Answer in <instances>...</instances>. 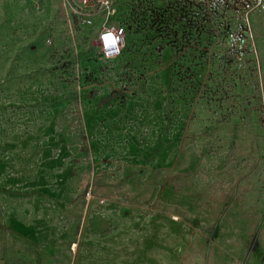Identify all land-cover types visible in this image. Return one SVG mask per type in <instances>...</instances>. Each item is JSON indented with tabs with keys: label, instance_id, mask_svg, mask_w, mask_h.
<instances>
[{
	"label": "rangeland",
	"instance_id": "obj_1",
	"mask_svg": "<svg viewBox=\"0 0 264 264\" xmlns=\"http://www.w3.org/2000/svg\"><path fill=\"white\" fill-rule=\"evenodd\" d=\"M113 2L0 0V264H264V0Z\"/></svg>",
	"mask_w": 264,
	"mask_h": 264
},
{
	"label": "built area",
	"instance_id": "obj_2",
	"mask_svg": "<svg viewBox=\"0 0 264 264\" xmlns=\"http://www.w3.org/2000/svg\"><path fill=\"white\" fill-rule=\"evenodd\" d=\"M68 2L71 3V5L73 6V4H77L78 3V7H80V9L84 10V16H86L85 10H93V9H99L101 8L102 10L107 11L108 13H113L115 11V7H114V2L113 0H66ZM81 10L80 13H83V11ZM87 23H92V19L89 17H86ZM108 32H112L117 36H120L121 39L118 42V47L121 48L123 47L124 43H125V36H126V29L123 25L121 24H115V23H111L108 22L104 25L101 26V28L98 31V41H99V47L101 48V50L103 52L108 51L110 52V54L116 53L114 48H109V49H105L103 47V41H102V36Z\"/></svg>",
	"mask_w": 264,
	"mask_h": 264
},
{
	"label": "clouds",
	"instance_id": "obj_3",
	"mask_svg": "<svg viewBox=\"0 0 264 264\" xmlns=\"http://www.w3.org/2000/svg\"><path fill=\"white\" fill-rule=\"evenodd\" d=\"M120 39H121L120 36H117L112 32H108L102 36L103 47L105 49L114 48L115 52L118 54L120 51V48L117 45ZM105 56L109 57L110 52L105 51Z\"/></svg>",
	"mask_w": 264,
	"mask_h": 264
},
{
	"label": "water",
	"instance_id": "obj_4",
	"mask_svg": "<svg viewBox=\"0 0 264 264\" xmlns=\"http://www.w3.org/2000/svg\"><path fill=\"white\" fill-rule=\"evenodd\" d=\"M93 43L96 44V45H99V41H98V39H95V40L93 41Z\"/></svg>",
	"mask_w": 264,
	"mask_h": 264
},
{
	"label": "crops",
	"instance_id": "obj_5",
	"mask_svg": "<svg viewBox=\"0 0 264 264\" xmlns=\"http://www.w3.org/2000/svg\"><path fill=\"white\" fill-rule=\"evenodd\" d=\"M100 28H101V27H100ZM100 28H99V29H100ZM98 31H99V30H98ZM98 31H97L96 37H97V35H98Z\"/></svg>",
	"mask_w": 264,
	"mask_h": 264
}]
</instances>
